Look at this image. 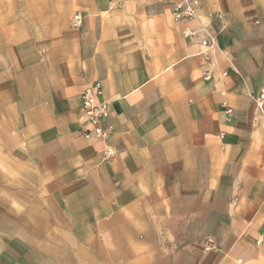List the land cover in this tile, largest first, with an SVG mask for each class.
Here are the masks:
<instances>
[{"label":"crops","instance_id":"crops-1","mask_svg":"<svg viewBox=\"0 0 264 264\" xmlns=\"http://www.w3.org/2000/svg\"><path fill=\"white\" fill-rule=\"evenodd\" d=\"M182 1L0 0V264H264V0Z\"/></svg>","mask_w":264,"mask_h":264},{"label":"built area","instance_id":"built-area-1","mask_svg":"<svg viewBox=\"0 0 264 264\" xmlns=\"http://www.w3.org/2000/svg\"><path fill=\"white\" fill-rule=\"evenodd\" d=\"M197 8V2L195 0H183L181 3L174 4L172 7L171 16L175 22H181L186 20H192L195 16V10ZM81 23V18L78 14L71 17V26L77 27ZM196 31L191 29H185L183 31L184 38H193L196 36ZM200 44L205 48H209L213 44L212 40L202 39ZM204 79H208L207 74L204 75ZM102 86L100 82H94L88 86L81 94V109L83 116L85 117L86 124L90 128L89 131H85L83 136L88 139L91 136L97 141L104 144L103 157L109 159L111 157V150L106 146V142L109 138L111 129L104 124L107 118V104L101 101ZM264 103V90H262L258 96V105L262 106ZM227 120H230L231 110L225 108L224 111ZM264 239V236L262 237Z\"/></svg>","mask_w":264,"mask_h":264}]
</instances>
